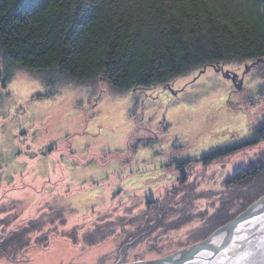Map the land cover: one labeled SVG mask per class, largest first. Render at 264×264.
Listing matches in <instances>:
<instances>
[{
  "label": "rangeland",
  "instance_id": "obj_1",
  "mask_svg": "<svg viewBox=\"0 0 264 264\" xmlns=\"http://www.w3.org/2000/svg\"><path fill=\"white\" fill-rule=\"evenodd\" d=\"M221 66L229 78L210 66L195 69L168 83L174 92L165 84L119 90L104 79L80 83L65 75L42 91L37 83L45 74L13 70L8 94L0 89V231L31 222V239L45 240L14 258L1 254L0 264L154 259L212 233L202 237L221 200L229 199L226 181L264 156V59ZM45 138L55 148L50 163L38 167ZM248 140L255 141L201 161ZM83 158L86 165H121L109 175L99 166L69 168Z\"/></svg>",
  "mask_w": 264,
  "mask_h": 264
},
{
  "label": "trees",
  "instance_id": "obj_2",
  "mask_svg": "<svg viewBox=\"0 0 264 264\" xmlns=\"http://www.w3.org/2000/svg\"><path fill=\"white\" fill-rule=\"evenodd\" d=\"M263 59L264 0H0L2 91L16 68L45 74L47 86L65 75L136 90L207 66ZM254 141L219 147L201 161L207 164ZM226 186L229 199L221 200L202 237L264 193V156L234 173ZM33 229L29 222L1 230L0 255L14 258L45 240L38 234L31 239Z\"/></svg>",
  "mask_w": 264,
  "mask_h": 264
},
{
  "label": "water",
  "instance_id": "obj_3",
  "mask_svg": "<svg viewBox=\"0 0 264 264\" xmlns=\"http://www.w3.org/2000/svg\"><path fill=\"white\" fill-rule=\"evenodd\" d=\"M117 264H264V194L199 242L162 257Z\"/></svg>",
  "mask_w": 264,
  "mask_h": 264
},
{
  "label": "crops",
  "instance_id": "obj_4",
  "mask_svg": "<svg viewBox=\"0 0 264 264\" xmlns=\"http://www.w3.org/2000/svg\"><path fill=\"white\" fill-rule=\"evenodd\" d=\"M13 80H14V78L12 79V77L9 79V81L7 82V84H6V87L8 86V85H10L12 82H13ZM44 81L42 80V83H37L38 84V86H39V89L40 90H42L43 91V85H44ZM46 85V84H45ZM45 85H44V87H45ZM47 86V85H46ZM6 87H5V90H1V93H2V96H5V95H7L8 93H7V90H6ZM46 88V87H45ZM41 121L42 122H45V121H47V124L45 123L44 125H48V121H49V118H47V119H45V117L43 116V118L41 119ZM1 125V124H0ZM1 131L4 133V129L3 130H1V126H0V137L3 135V134H1ZM16 132L15 131H12V133H10V131H9V137H11V139H13V141H15L14 140V137L15 136H13L14 134H15ZM23 132H21V134H22ZM12 141V142H13ZM41 145H42V147H43V149H42V153H40V155H41V157L40 158H37V165H38V167H41L43 164L45 165H48L49 163H50V159H49V155H48V153H49V151L51 150V149H53V148H55V142H54V140L53 139H47V138H45V139H43L42 141H41ZM47 148V149H46ZM44 150H46V151H44ZM69 154H70V156H73V154L71 153V152H69ZM64 158V156L62 157V159ZM18 161V160H17ZM16 160L14 161V162H16V163H18ZM13 162V163H14ZM86 162H88V160L86 159V158H83V160H79V161H77V163L75 162V163H72V165H70L69 166V168L72 170V171H78V170H80V168L81 169H83V170H87V169H99L97 166H99L100 168H101V170H102V172H105V174H111L112 172H113V167H116V166H119L120 167V165H121V161H117V160H113L112 162H111V165L108 167H101V165L102 164H105L106 163V160L105 161H101V162H98V161H96V163H91V164H89V165H86L87 163ZM106 165V164H105ZM45 173H47V170H46V172ZM54 173V172H53ZM41 179H44V178H42L41 177ZM45 180V179H44Z\"/></svg>",
  "mask_w": 264,
  "mask_h": 264
},
{
  "label": "flooded vegetation",
  "instance_id": "obj_5",
  "mask_svg": "<svg viewBox=\"0 0 264 264\" xmlns=\"http://www.w3.org/2000/svg\"><path fill=\"white\" fill-rule=\"evenodd\" d=\"M214 70L218 71V72H222L224 76H226L227 78H229V76H231V74L227 73L228 71L224 70L222 66H217V67H212ZM236 75H233V77L235 78ZM241 82V81H240ZM164 89L167 88L170 91L174 92L173 88L170 86V84H165V86H163Z\"/></svg>",
  "mask_w": 264,
  "mask_h": 264
}]
</instances>
